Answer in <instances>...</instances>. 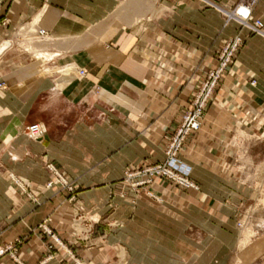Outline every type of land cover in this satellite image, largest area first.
Wrapping results in <instances>:
<instances>
[{"label":"crops","instance_id":"obj_1","mask_svg":"<svg viewBox=\"0 0 264 264\" xmlns=\"http://www.w3.org/2000/svg\"><path fill=\"white\" fill-rule=\"evenodd\" d=\"M239 2L0 0V264H264V36L226 23ZM237 36L179 156L197 189L136 194Z\"/></svg>","mask_w":264,"mask_h":264},{"label":"built area","instance_id":"obj_2","mask_svg":"<svg viewBox=\"0 0 264 264\" xmlns=\"http://www.w3.org/2000/svg\"><path fill=\"white\" fill-rule=\"evenodd\" d=\"M259 1L260 0H240L233 10L223 11L226 23L235 20L239 22L242 27L248 28L255 34L264 36V23L260 20H255L252 15ZM45 34L44 31L40 32V36H45ZM242 44V39L237 36L229 40L220 49L215 69L206 72L203 82L192 102L191 109L183 114L181 123L167 146L165 161L154 166L126 173L124 182L128 184L136 194L152 186L155 180L169 182L183 190L197 189V186L189 178L188 171L179 162V156L187 140L200 130L206 108L222 80V77L230 70ZM251 84L255 86L256 82H252ZM45 133V129L39 124H33L28 128V136L32 140L43 138ZM48 170L55 176L58 175L52 166H48ZM63 184L64 188L71 194L70 201H73L75 193L74 186L67 182H63ZM49 186L51 187L52 183H50ZM147 194L154 198L150 191L147 192ZM45 230L55 244L62 246L59 238L56 237L52 231L48 229ZM9 251H15V247L0 249V257L4 256Z\"/></svg>","mask_w":264,"mask_h":264},{"label":"rangeland","instance_id":"obj_3","mask_svg":"<svg viewBox=\"0 0 264 264\" xmlns=\"http://www.w3.org/2000/svg\"><path fill=\"white\" fill-rule=\"evenodd\" d=\"M261 194H262V196H261V202L260 203L264 206V188H263Z\"/></svg>","mask_w":264,"mask_h":264},{"label":"bare ground","instance_id":"obj_4","mask_svg":"<svg viewBox=\"0 0 264 264\" xmlns=\"http://www.w3.org/2000/svg\"><path fill=\"white\" fill-rule=\"evenodd\" d=\"M2 49L4 50V49H5V46H3ZM2 49H1V50H2ZM41 53H42V52H41ZM38 55H39V57H43V56H42L43 54H42V55H41V54H38ZM48 55H49V54H48ZM52 56H53V55H52ZM43 58H44V57H43ZM45 58H48V59H49V56H47V57H45ZM45 60H46V59H45Z\"/></svg>","mask_w":264,"mask_h":264}]
</instances>
